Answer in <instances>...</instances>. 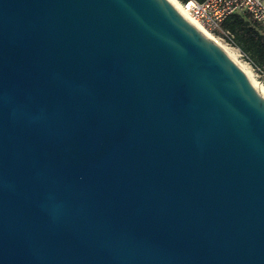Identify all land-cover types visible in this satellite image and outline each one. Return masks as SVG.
<instances>
[{"label": "water", "instance_id": "1", "mask_svg": "<svg viewBox=\"0 0 264 264\" xmlns=\"http://www.w3.org/2000/svg\"><path fill=\"white\" fill-rule=\"evenodd\" d=\"M0 264H264V91L172 0H0Z\"/></svg>", "mask_w": 264, "mask_h": 264}, {"label": "built area", "instance_id": "2", "mask_svg": "<svg viewBox=\"0 0 264 264\" xmlns=\"http://www.w3.org/2000/svg\"><path fill=\"white\" fill-rule=\"evenodd\" d=\"M180 3L187 13L212 36L226 40L229 45L237 49L239 56L247 64H251L253 69L264 74L261 66L254 63L248 54L236 46L232 31L221 26L222 20L230 14L242 13L248 14L264 30V0H185Z\"/></svg>", "mask_w": 264, "mask_h": 264}, {"label": "trees", "instance_id": "3", "mask_svg": "<svg viewBox=\"0 0 264 264\" xmlns=\"http://www.w3.org/2000/svg\"><path fill=\"white\" fill-rule=\"evenodd\" d=\"M221 26L232 31L236 46L264 70V30L261 25L248 14L233 13L222 20Z\"/></svg>", "mask_w": 264, "mask_h": 264}, {"label": "bare ground", "instance_id": "4", "mask_svg": "<svg viewBox=\"0 0 264 264\" xmlns=\"http://www.w3.org/2000/svg\"><path fill=\"white\" fill-rule=\"evenodd\" d=\"M174 1L177 6L192 20V22L201 30L203 31L205 34H207L208 36H210L211 38H213L214 40H216L217 42L220 43V41L218 39H216L214 36H212L207 30H205L195 19H193L185 10V8L181 5L179 0H172ZM227 51L228 53L239 63V65L241 66V68L245 71V73L252 79L253 83L261 88L264 91V85H262L261 83H258L254 80L253 75L250 71V68L248 67V65L245 62H241L240 60L237 59V52L236 50H233L225 45H223L222 43H220Z\"/></svg>", "mask_w": 264, "mask_h": 264}, {"label": "rangeland", "instance_id": "5", "mask_svg": "<svg viewBox=\"0 0 264 264\" xmlns=\"http://www.w3.org/2000/svg\"><path fill=\"white\" fill-rule=\"evenodd\" d=\"M216 39H218L220 41V43H222L223 45L233 49V50H236L237 52V49L235 47H232L231 45H229L226 40L220 38V37H217L215 36ZM237 59L240 60L241 62H245L238 54L237 52ZM246 63V62H245ZM247 64V63H246ZM248 67L250 68V71L253 75V78L256 82L258 83H261L262 85H264V74L260 73V72H257L255 69H253L252 65L251 64H247Z\"/></svg>", "mask_w": 264, "mask_h": 264}]
</instances>
